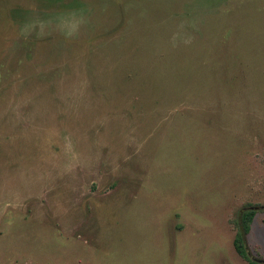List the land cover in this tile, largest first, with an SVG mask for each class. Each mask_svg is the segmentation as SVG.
Wrapping results in <instances>:
<instances>
[{
    "label": "rangeland",
    "instance_id": "rangeland-1",
    "mask_svg": "<svg viewBox=\"0 0 264 264\" xmlns=\"http://www.w3.org/2000/svg\"><path fill=\"white\" fill-rule=\"evenodd\" d=\"M264 263V0H0V264Z\"/></svg>",
    "mask_w": 264,
    "mask_h": 264
},
{
    "label": "trees",
    "instance_id": "trees-1",
    "mask_svg": "<svg viewBox=\"0 0 264 264\" xmlns=\"http://www.w3.org/2000/svg\"><path fill=\"white\" fill-rule=\"evenodd\" d=\"M256 215V210L245 209L240 213L237 220L238 231L234 239V245L237 253L244 259L248 260L249 264H258L252 260L246 245V236L250 233L252 222ZM264 264V263H263Z\"/></svg>",
    "mask_w": 264,
    "mask_h": 264
}]
</instances>
